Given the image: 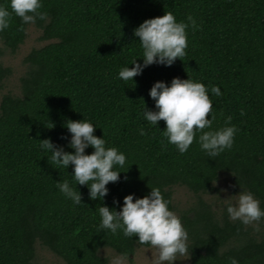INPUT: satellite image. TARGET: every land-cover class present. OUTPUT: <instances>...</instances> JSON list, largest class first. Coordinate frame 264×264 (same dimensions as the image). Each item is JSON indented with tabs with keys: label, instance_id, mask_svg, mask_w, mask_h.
Returning <instances> with one entry per match:
<instances>
[{
	"label": "trees",
	"instance_id": "1",
	"mask_svg": "<svg viewBox=\"0 0 264 264\" xmlns=\"http://www.w3.org/2000/svg\"><path fill=\"white\" fill-rule=\"evenodd\" d=\"M0 5L8 8L9 0ZM40 11L46 20L32 25L48 43L24 58L20 94L4 93L0 100V264H38L37 245L65 264H110L101 255L105 248L129 258L150 247L120 230L113 235L100 229V204L119 211L125 195L143 197L156 187L174 212L176 186L196 198L178 216L188 233L189 264H230V258L264 264V218L244 225L206 199L227 176L234 194L242 186L264 209V0H42ZM164 12L178 22L187 23L189 15L195 20L198 27L186 29V55L171 66L145 67L134 84L122 81L119 70L141 54L133 29ZM29 25L12 15L0 32V57L17 53ZM11 74L0 63V92ZM173 77L219 88L220 96L207 93L212 129L232 117L238 132L231 149L209 158L194 137L181 154L163 136L162 120L156 128L143 119L144 104L154 110L148 96L152 84H168ZM83 118L126 162L117 168L124 171L121 179L106 185L102 202L89 200L87 188L76 185L82 204L73 206L56 187L65 179L75 185L72 168L52 164L40 140L73 151L61 139L70 136L64 124Z\"/></svg>",
	"mask_w": 264,
	"mask_h": 264
},
{
	"label": "clouds",
	"instance_id": "2",
	"mask_svg": "<svg viewBox=\"0 0 264 264\" xmlns=\"http://www.w3.org/2000/svg\"><path fill=\"white\" fill-rule=\"evenodd\" d=\"M41 8L42 0H9L8 8L0 5V32L8 29L13 14L22 25L34 24L37 19L46 20L47 13L40 11ZM186 20L187 23L178 22L171 12L143 20L133 29V36L138 37L141 48V54L137 57L141 62L138 63L137 58L131 60L119 70L118 78L134 84L133 78L142 74L145 67L153 64L167 67L177 59L181 60L188 47L186 29L198 27L191 15ZM208 91L216 96L221 95L217 86L213 85L209 89L190 78L173 77L168 84L155 81L148 91L149 98L154 101V110L148 109L143 102L142 117L156 128L162 120L165 125L163 136L179 153H185L195 137L204 154L214 158L226 149H231L238 129L230 124V115L225 117V126L212 129L213 106ZM52 127L51 123L48 128ZM64 127L70 136H61V139L66 140V146L73 151H65L64 145L55 144L50 139L40 140V148L50 153L48 159L52 164L65 170L69 166L72 168L70 175L75 185L65 179L58 180L56 187L73 206L82 204L81 193L76 185L87 188L89 200L102 202L109 191L106 185L121 179L120 173L124 171H118L117 168L124 167L125 154L115 147H106L104 137L94 134L97 127L84 118L67 120ZM139 134H145L143 128L139 129ZM87 148L92 151L86 153ZM240 189L237 194L221 199L228 218L244 225L259 222L264 218L260 201L251 191L244 190L242 186ZM134 195L130 193L123 197L119 211L101 203L97 209L100 217L98 227L113 235L120 230L125 237H137L135 241L140 245L155 248L158 255L154 264H173L178 256L188 252L187 230L180 218L170 210L169 201L158 188H150L143 197L134 199ZM113 203L117 201L113 200ZM230 264H238V261L230 258Z\"/></svg>",
	"mask_w": 264,
	"mask_h": 264
},
{
	"label": "rangeland",
	"instance_id": "3",
	"mask_svg": "<svg viewBox=\"0 0 264 264\" xmlns=\"http://www.w3.org/2000/svg\"><path fill=\"white\" fill-rule=\"evenodd\" d=\"M48 42L41 39V31L34 25H29L27 30V38L23 45L20 46L16 54L5 53L0 57V63L5 67H9L12 71L11 76L5 80V86L1 96L4 93L20 94V79L26 71L24 58L34 49L47 44ZM2 47L0 43V48ZM224 189L225 191H222ZM230 195H235L230 189V179L227 176H221L219 182L215 185V190L206 196V199L219 211L225 210L224 201ZM174 213L179 216L181 212L187 210L196 200L195 196L185 187L176 186L173 188ZM101 255L106 257L110 264H154L158 252L155 248H139L136 253L124 258L109 248L102 250ZM38 264H65L61 259L53 255L51 252L37 245ZM173 264H189L187 253L184 256H178Z\"/></svg>",
	"mask_w": 264,
	"mask_h": 264
}]
</instances>
